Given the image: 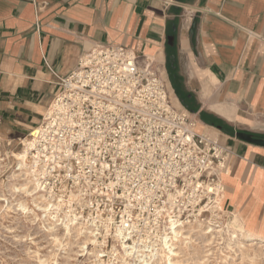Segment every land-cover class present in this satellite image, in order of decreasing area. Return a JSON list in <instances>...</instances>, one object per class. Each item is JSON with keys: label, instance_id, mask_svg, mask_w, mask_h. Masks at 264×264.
I'll list each match as a JSON object with an SVG mask.
<instances>
[{"label": "crops", "instance_id": "1", "mask_svg": "<svg viewBox=\"0 0 264 264\" xmlns=\"http://www.w3.org/2000/svg\"><path fill=\"white\" fill-rule=\"evenodd\" d=\"M102 44L153 60L172 105L233 151L221 210L264 240V147L236 136H264V0H0V151L41 123L58 88L54 72L70 73Z\"/></svg>", "mask_w": 264, "mask_h": 264}, {"label": "built area", "instance_id": "2", "mask_svg": "<svg viewBox=\"0 0 264 264\" xmlns=\"http://www.w3.org/2000/svg\"><path fill=\"white\" fill-rule=\"evenodd\" d=\"M54 75L55 96L27 136L36 184L54 208L88 220L98 235L110 225L131 264L151 261L173 247L176 231L218 213L233 151L172 105L153 60L102 44Z\"/></svg>", "mask_w": 264, "mask_h": 264}, {"label": "rangeland", "instance_id": "3", "mask_svg": "<svg viewBox=\"0 0 264 264\" xmlns=\"http://www.w3.org/2000/svg\"><path fill=\"white\" fill-rule=\"evenodd\" d=\"M21 147L18 145L12 149L18 151ZM0 155L7 161H3L0 166V264H109L108 258H113L111 256L114 251L111 249L115 242L108 241L107 245H104L108 256L105 254V258L100 257L102 260L96 259L94 251L99 249L97 244H88L84 240L86 237L78 232L76 234L73 226L72 233L66 235L65 227L62 224L56 225L57 233L53 234L61 238L63 236L64 243H69L66 247L58 249L54 245L53 234L44 226L43 212L39 211V217H36L21 209L20 202L27 198L31 203L32 197L22 190L16 192L14 186H20L19 184L24 182L23 176L12 177L16 162L12 157L8 158L5 151H0ZM220 215L218 218L213 217V220H216L214 225V221L208 225L191 224L179 232L177 240L170 248L172 250H163L173 258V264H264V240L249 236L233 240L226 231L228 227L237 229L239 226L234 224L235 220L228 214L220 212ZM171 251L179 252V255H173ZM114 259V263L122 262L121 256ZM130 261L129 264L132 262ZM151 263L169 264L166 257H160V253L149 264Z\"/></svg>", "mask_w": 264, "mask_h": 264}, {"label": "bare ground", "instance_id": "4", "mask_svg": "<svg viewBox=\"0 0 264 264\" xmlns=\"http://www.w3.org/2000/svg\"><path fill=\"white\" fill-rule=\"evenodd\" d=\"M23 146L21 147L20 150H12L7 154V157L10 158L12 157L14 159V161L16 162V168L13 170L12 173V177H17V176H23V180L24 182L22 184H19L20 186H14V189L17 191L22 190L27 196H31V203L26 199L22 200L20 202V207L21 209L25 212H31L32 214H34L33 216L36 215V217L38 216V212L42 211L43 212V223L44 226H46L48 228V230H50L51 234H53V232H56V225L58 224H62L65 227V234H71L73 231L72 226L75 228L74 231H76V234H80L81 236L86 237L84 240L86 242H88V244H97L99 249H96L94 252H96L95 256L96 259H100V257H102V259L104 258L103 255L106 254V250L104 249V245L108 243V237L111 234L113 237V245H112V256L113 258H108V262L109 264H129L130 261V251L127 249L126 244L121 243L119 240V233L117 231H112L110 228V225L106 226V232L102 235H98L92 228V226L90 225V223L88 222V220H77L72 218L67 212H61L59 211L57 208H54V206L52 205L50 199L43 193L39 192L38 186L36 184V180L34 177V172L33 169L35 167V161L30 157V153H29V143H28V138H22L21 139ZM6 147V146H5ZM6 161V158H2L0 155V166L2 165V162ZM7 162V161H6ZM23 198V197H22ZM21 200V199H20ZM216 210H218V213L215 215L216 218L220 217V212H222L221 210V205L220 203L217 204ZM225 213V212H224ZM42 214V213H41ZM213 220L212 219H208L206 221L203 220H199V222L197 223H192V224H203V225H208L210 224ZM236 222V221H235ZM213 225L214 223H216V220L214 222H212ZM238 223V222H237ZM191 225V224H190ZM219 226V225H218ZM58 227V226H57ZM209 227V226H208ZM235 227V226H233ZM241 227V226H240ZM202 228V227H201ZM207 228V227H206ZM229 229L226 231V233H228L229 235L232 236V239H239L240 237H244L246 236V233L243 230H237V229H233L231 227H228ZM191 229V228H190ZM211 229V228H210ZM241 229V228H240ZM183 230V229H181ZM181 230L176 231V234L178 235L179 232H181ZM207 230V229H206ZM203 231V230H202ZM212 231V230H211ZM78 232V233H77ZM190 232V231H189ZM57 233V232H56ZM187 233V232H186ZM199 233V232H198ZM203 233V232H202ZM64 234V233H63ZM75 234V235H76ZM182 234V233H181ZM191 234V233H190ZM192 235V234H191ZM79 237V236H78ZM181 237V236H179ZM53 242L54 245L58 248V249H62L64 247H66L69 243H64V239L63 236L62 238L57 235V234H53ZM75 238V237H74ZM185 238V237H184ZM70 239V238H69ZM82 239V238H81ZM248 239V238H247ZM251 239V238H250ZM68 240V239H67ZM71 240V239H70ZM182 240V239H181ZM187 240V239H186ZM253 241V240H252ZM75 242V241H74ZM77 242V240H76ZM78 243V242H77ZM76 243V244H77ZM188 243V242H187ZM72 244V243H71ZM84 244V243H83ZM189 244V243H188ZM264 244V243H263ZM182 245V244H181ZM243 245V244H242ZM245 245V244H244ZM86 246V245H85ZM80 247V246H79ZM106 247V246H105ZM108 247V246H107ZM186 248V247H185ZM57 249V250H58ZM87 249V248H86ZM184 249V248H183ZM172 250V249H170ZM186 250V249H185ZM190 250V249H189ZM181 251V248H180ZM85 252V250H84ZM89 252V251H88ZM91 253V252H90ZM191 253V252H190ZM84 255V253H82ZM171 254L173 255H179V252H174L171 251ZM185 254V253H184ZM107 255V254H106ZM105 255V256H106ZM110 255V254H109ZM159 255V254H158ZM82 256V255H81ZM108 256V255H107ZM117 256H121L122 258V262L118 261L117 263L115 262V257ZM166 257L169 264H173V258L171 256L168 255V252H160V257ZM189 256H191L189 254ZM159 257V256H158ZM183 257V256H182ZM95 258V257H94ZM142 261H144L143 264H149L150 260H147L145 258V256H141ZM156 258L153 257L151 260H154ZM100 259V260H102ZM119 259V258H118ZM117 259V260H118ZM160 259V258H159ZM116 260V261H117ZM164 260V259H163ZM162 260V261H163ZM176 261V260H175ZM103 262V261H102ZM131 262V261H130ZM99 263V262H98ZM156 263V262H155ZM154 263V264H155ZM166 263V262H163ZM94 264V263H93ZM104 264V263H103ZM138 264V263H136ZM152 264V263H151Z\"/></svg>", "mask_w": 264, "mask_h": 264}, {"label": "water", "instance_id": "5", "mask_svg": "<svg viewBox=\"0 0 264 264\" xmlns=\"http://www.w3.org/2000/svg\"><path fill=\"white\" fill-rule=\"evenodd\" d=\"M174 40H175V36L170 35L168 38V44L173 46ZM236 136L242 140L247 141V142H250V143L264 147V136H256L253 133L245 132V131H238L236 133Z\"/></svg>", "mask_w": 264, "mask_h": 264}, {"label": "trees", "instance_id": "6", "mask_svg": "<svg viewBox=\"0 0 264 264\" xmlns=\"http://www.w3.org/2000/svg\"><path fill=\"white\" fill-rule=\"evenodd\" d=\"M172 49V47H171ZM167 67H168V72L170 75V79L172 83L176 86L177 82L180 80V76L178 74V69H177V64H176V58L174 52L171 50L169 52L168 60H167ZM184 102V99H183ZM217 123H213V125H216Z\"/></svg>", "mask_w": 264, "mask_h": 264}]
</instances>
